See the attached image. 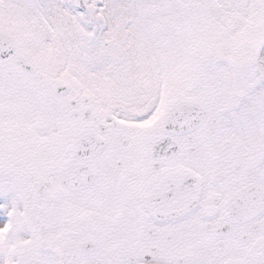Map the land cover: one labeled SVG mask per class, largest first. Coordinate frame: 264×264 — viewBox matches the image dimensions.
Listing matches in <instances>:
<instances>
[{
  "label": "snow or ice",
  "instance_id": "6c2138e0",
  "mask_svg": "<svg viewBox=\"0 0 264 264\" xmlns=\"http://www.w3.org/2000/svg\"><path fill=\"white\" fill-rule=\"evenodd\" d=\"M0 264H264V0H0Z\"/></svg>",
  "mask_w": 264,
  "mask_h": 264
}]
</instances>
